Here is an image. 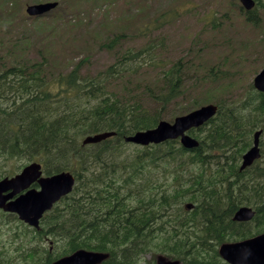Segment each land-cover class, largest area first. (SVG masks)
<instances>
[{"label":"trees","instance_id":"1","mask_svg":"<svg viewBox=\"0 0 264 264\" xmlns=\"http://www.w3.org/2000/svg\"><path fill=\"white\" fill-rule=\"evenodd\" d=\"M255 2L250 12L240 6V13L247 24L264 28V0ZM10 15L2 13L0 24ZM68 24L83 28L78 18ZM0 32V180L35 161L47 176L69 171L77 180L39 230L26 226L9 244L0 242V264H55L82 250L105 255L100 264H227L222 246L264 234V94L252 84L238 98L215 102L211 94L223 82L226 90L238 81L214 66L204 78L214 91L199 95L189 87L199 67L183 58L169 61L158 37L121 49L120 38L127 36H115L100 46L114 56L110 66L92 73L85 56L62 73L50 51L38 50L41 60L33 62L21 55L33 52L27 37L18 38L8 25ZM152 32L144 24L138 34L146 39ZM262 35L263 55L264 29ZM14 52V62L5 61ZM211 101L218 113L190 131L199 142L193 150L179 140L149 146L125 141ZM259 130L261 159L242 171ZM104 132L116 135L83 144ZM242 207L255 211L252 221H234Z\"/></svg>","mask_w":264,"mask_h":264},{"label":"rangeland","instance_id":"2","mask_svg":"<svg viewBox=\"0 0 264 264\" xmlns=\"http://www.w3.org/2000/svg\"><path fill=\"white\" fill-rule=\"evenodd\" d=\"M3 1L0 0V5L5 7L0 6V15H15L0 24V29L4 30L8 25L18 38H28V47L32 45L33 52L21 50V55L35 62L41 60L36 54L38 50L50 51V57L58 63L62 73H68L74 62L85 56L91 58L89 69L92 73L110 66L114 56L100 46L115 36H127L124 41L120 38L121 49L134 48L158 37L165 43L164 56L169 61L181 58L193 61V67L199 69L191 71L194 79L189 87L197 90L199 95L214 91L204 80L211 68L225 67L223 70L229 71L226 73L238 83L225 90L222 87L226 81L223 82L211 94L215 102L242 96L247 92L246 86L253 85L255 76L264 66V54H260L258 43L264 28H254L246 23L244 14L240 13L239 0L232 4L230 0H8L6 4ZM45 2L60 5L44 17H27L28 5ZM224 15L229 16L225 21L221 19ZM71 18L81 19L83 28L71 27L68 24ZM214 21L220 23L219 29L214 27ZM144 24L153 30L146 39L138 34ZM24 30L27 35L23 34ZM255 55L259 57L257 60ZM16 57L17 54L7 56L5 61L14 62ZM247 57L251 60L243 68L242 62ZM9 216L0 228V242L6 244L12 234L27 228L13 222Z\"/></svg>","mask_w":264,"mask_h":264},{"label":"water","instance_id":"3","mask_svg":"<svg viewBox=\"0 0 264 264\" xmlns=\"http://www.w3.org/2000/svg\"><path fill=\"white\" fill-rule=\"evenodd\" d=\"M243 7L250 11L255 7L254 0H240ZM57 3L29 5L26 12L29 16H41L55 9ZM255 88L264 93V68L254 79ZM218 106L211 104L204 106L190 114L175 119L173 123L162 121L157 128L138 132L126 138V142L141 146L160 144L172 139H180L183 146L193 149L198 146L196 139L188 134L192 128H199L211 120L217 113ZM262 131L255 134L253 147L243 156L241 170L252 166L261 158L260 138ZM115 136L114 132H105L95 136H88L84 145L97 144L107 138ZM38 182L41 189H31L30 186ZM75 185V178L69 172H63L52 177H43L41 165L33 163L27 166L22 173L0 181V209L17 214L20 219L30 226L39 228L44 213L51 210L53 205L62 197L70 194ZM26 191L25 193H23ZM8 193V194H7ZM19 195L16 199H14ZM191 209L192 206L188 205ZM255 216L252 208L243 207L236 213L234 221L249 222ZM221 255L228 264H264V235L236 243L224 245ZM106 256L99 253L79 251L71 257L64 258L55 264H99ZM160 264H179L161 261Z\"/></svg>","mask_w":264,"mask_h":264},{"label":"flooded vegetation","instance_id":"4","mask_svg":"<svg viewBox=\"0 0 264 264\" xmlns=\"http://www.w3.org/2000/svg\"><path fill=\"white\" fill-rule=\"evenodd\" d=\"M8 214H9V213H4L3 211L0 210L1 218L6 217V215H8ZM13 215H15V214H13Z\"/></svg>","mask_w":264,"mask_h":264}]
</instances>
